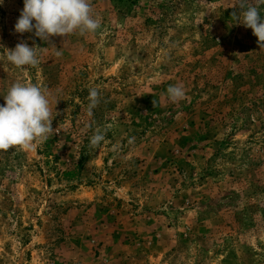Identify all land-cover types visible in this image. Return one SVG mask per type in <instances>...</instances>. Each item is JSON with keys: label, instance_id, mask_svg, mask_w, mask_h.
Here are the masks:
<instances>
[{"label": "rangeland", "instance_id": "obj_1", "mask_svg": "<svg viewBox=\"0 0 264 264\" xmlns=\"http://www.w3.org/2000/svg\"><path fill=\"white\" fill-rule=\"evenodd\" d=\"M91 3L95 33L50 43L0 5V105L20 82L55 107L47 141L0 152V264H264V48L237 0ZM22 41L39 65L6 61Z\"/></svg>", "mask_w": 264, "mask_h": 264}, {"label": "clouds", "instance_id": "obj_2", "mask_svg": "<svg viewBox=\"0 0 264 264\" xmlns=\"http://www.w3.org/2000/svg\"><path fill=\"white\" fill-rule=\"evenodd\" d=\"M3 3L4 0H0V5ZM259 5H264V0H256V3L252 0H237L233 7L238 8L239 12L233 11L231 17L235 23L250 28L260 48H264V17L260 14ZM100 27L101 19L94 14L91 0H23V9L14 31L19 34L32 33L45 43H50V38L54 36H84L95 33ZM49 47L55 49V56L62 55L54 44ZM38 48L30 47L23 41L17 43L13 49H6V61L17 68L35 67L40 63ZM2 96L4 104L0 105V152L17 147L31 150L49 139L54 130L52 121L55 107L47 89L31 83L16 82ZM167 98L172 103L184 100V86L170 85ZM87 99V115L91 117L100 103L99 90L96 87L90 88ZM104 139L105 134L97 129L90 137L89 146L98 148ZM132 142L133 138H130L129 143Z\"/></svg>", "mask_w": 264, "mask_h": 264}]
</instances>
